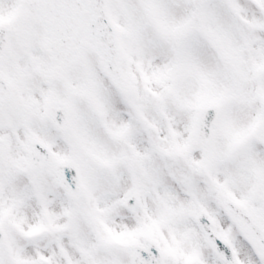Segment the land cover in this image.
Here are the masks:
<instances>
[{
	"label": "snow or ice",
	"instance_id": "6c2138e0",
	"mask_svg": "<svg viewBox=\"0 0 264 264\" xmlns=\"http://www.w3.org/2000/svg\"><path fill=\"white\" fill-rule=\"evenodd\" d=\"M0 264H264V0H0Z\"/></svg>",
	"mask_w": 264,
	"mask_h": 264
}]
</instances>
